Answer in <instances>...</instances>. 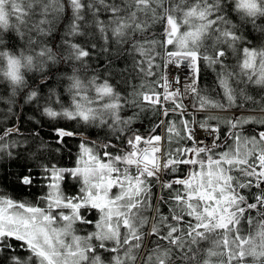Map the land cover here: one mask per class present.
<instances>
[{
  "label": "snow or ice",
  "instance_id": "1",
  "mask_svg": "<svg viewBox=\"0 0 264 264\" xmlns=\"http://www.w3.org/2000/svg\"><path fill=\"white\" fill-rule=\"evenodd\" d=\"M0 87V264H264V0H0Z\"/></svg>",
  "mask_w": 264,
  "mask_h": 264
},
{
  "label": "trees",
  "instance_id": "2",
  "mask_svg": "<svg viewBox=\"0 0 264 264\" xmlns=\"http://www.w3.org/2000/svg\"><path fill=\"white\" fill-rule=\"evenodd\" d=\"M206 82L211 83V76L210 75L208 77H206ZM4 91H5L4 88L0 87V94H3ZM137 126H139V125H137ZM147 127H149V124H148L147 119H145L141 130L143 131ZM45 131H47V130H45ZM72 143H75V141H72ZM65 163H70L68 158H65ZM12 170L18 171L19 169L16 168L15 166H13ZM4 183H6V181L4 179V168L0 167V185H2ZM76 188H77V186L71 181H69L68 184L66 185V190L68 192H74V191H76ZM7 191L9 192V194H16L22 199H31L36 194V189H31V190L15 189V190H13L12 185L10 183L8 184Z\"/></svg>",
  "mask_w": 264,
  "mask_h": 264
},
{
  "label": "clouds",
  "instance_id": "3",
  "mask_svg": "<svg viewBox=\"0 0 264 264\" xmlns=\"http://www.w3.org/2000/svg\"><path fill=\"white\" fill-rule=\"evenodd\" d=\"M13 55H16V58L19 59V56L17 54H13ZM22 65H23V61L21 62ZM26 71V69L22 66L21 67V75H23V73Z\"/></svg>",
  "mask_w": 264,
  "mask_h": 264
}]
</instances>
